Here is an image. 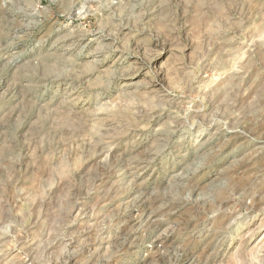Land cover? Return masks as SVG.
<instances>
[{"label": "rangeland", "instance_id": "rangeland-1", "mask_svg": "<svg viewBox=\"0 0 264 264\" xmlns=\"http://www.w3.org/2000/svg\"><path fill=\"white\" fill-rule=\"evenodd\" d=\"M0 264H264V0H0Z\"/></svg>", "mask_w": 264, "mask_h": 264}, {"label": "bare ground", "instance_id": "bare-ground-1", "mask_svg": "<svg viewBox=\"0 0 264 264\" xmlns=\"http://www.w3.org/2000/svg\"><path fill=\"white\" fill-rule=\"evenodd\" d=\"M211 145V144H210Z\"/></svg>", "mask_w": 264, "mask_h": 264}]
</instances>
